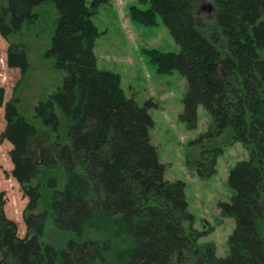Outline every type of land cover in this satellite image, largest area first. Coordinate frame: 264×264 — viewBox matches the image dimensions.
Instances as JSON below:
<instances>
[{
	"label": "trees",
	"instance_id": "trees-1",
	"mask_svg": "<svg viewBox=\"0 0 264 264\" xmlns=\"http://www.w3.org/2000/svg\"><path fill=\"white\" fill-rule=\"evenodd\" d=\"M45 1L0 2L6 63L19 68L21 78L29 64L24 44L13 36L36 22L34 7ZM50 1L58 17L45 54L53 56L63 77L35 105V117L53 138L35 156L30 141L38 127L19 112L17 97L4 103L0 140L12 145V175L28 200L21 237L0 199V264H107V257L118 264H264V0H212L206 29L195 10L202 0H139L148 7L129 8L130 17L147 26L159 17L180 46L178 52H145L157 72L177 69L185 77L179 118L187 128H196L202 105L210 117L207 136L230 127L232 140L250 148L251 157L229 170L231 201L218 204L222 215L235 220L224 257L216 255L214 242H198L203 233L192 227L184 182L164 178L149 133L148 109L155 104H138L124 93L118 73L96 65L99 32L92 16L109 0ZM3 101L0 88V106ZM61 118L67 123L63 140ZM221 152L205 149L188 166L209 176ZM43 199L48 210H36ZM49 216L57 228L74 234L60 249L40 240ZM90 231L104 240L81 239Z\"/></svg>",
	"mask_w": 264,
	"mask_h": 264
},
{
	"label": "rangeland",
	"instance_id": "rangeland-1",
	"mask_svg": "<svg viewBox=\"0 0 264 264\" xmlns=\"http://www.w3.org/2000/svg\"><path fill=\"white\" fill-rule=\"evenodd\" d=\"M91 1L86 0V3L91 5ZM0 2L6 3V0ZM132 5L141 9L148 7V3L139 0H109L100 3L95 9L92 21L99 32L93 46L96 65L99 69L118 73L124 93L133 96L138 104L143 105L147 100L155 104L148 109L153 120L149 133L158 161L164 164V178L184 182L187 210L194 217L192 227L203 233L198 242H214L216 255L224 257L229 253L227 240L235 220L222 215L218 204L231 201L234 190L228 182L229 170L237 161L251 157L250 148L240 140H232L230 127L220 134L207 136L210 117L202 105L197 107L196 128H187L186 123L179 118L187 90L185 77L177 69L170 73L157 72L156 65L145 52L149 48L178 52L180 46L159 17L152 26L134 21L129 13ZM212 8V0H202L195 6L197 19L203 23L200 26L203 29L211 24ZM34 11L38 13L36 22L13 36L15 41L24 44L27 54L28 70L22 78L19 68L7 65V41L0 36V88L4 90V101L0 106V132L5 126L4 103L15 96L18 98L19 112L38 127L37 135L30 141V151L38 156L40 147L50 146L53 134L35 117V105L60 86L63 73L56 68L53 56L45 54L51 44L58 17L57 9L47 0L35 6ZM66 125V120L61 118L60 140H63ZM216 147L222 148V152L216 158L214 173L203 177L198 173L197 165L196 168L188 166V159L200 160L203 150ZM11 148L10 142L0 140V199L5 215L16 222L17 233L23 237L26 233L23 210L28 198L12 175ZM206 167L207 164L203 169ZM42 209L48 210L46 199L41 201L36 210ZM51 219V216L46 219L40 240L43 244L60 249L67 240L75 237L73 233L57 228ZM261 233L264 237V223ZM86 237L104 240L97 231H90L81 239ZM107 264L118 263L107 257Z\"/></svg>",
	"mask_w": 264,
	"mask_h": 264
}]
</instances>
